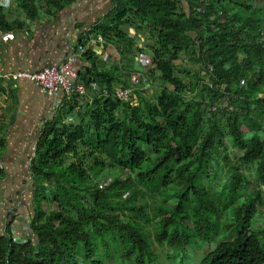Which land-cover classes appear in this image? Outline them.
Returning <instances> with one entry per match:
<instances>
[{
    "label": "trees",
    "instance_id": "obj_1",
    "mask_svg": "<svg viewBox=\"0 0 264 264\" xmlns=\"http://www.w3.org/2000/svg\"><path fill=\"white\" fill-rule=\"evenodd\" d=\"M1 1L0 33L25 28ZM76 1L17 6L34 22ZM147 50L146 84L160 83L154 99L135 91L141 74L134 84L125 70ZM110 51L112 65L105 60ZM75 53L82 65L74 85L86 91H62L59 108L39 127L29 167L36 179L31 234L18 240L11 218L0 233V264H106L115 254V264H152V241L140 222L147 208L138 203L146 191L178 199L156 212L160 243H210L220 208L206 183L222 171L212 169L219 156L234 153L230 145L239 148L238 163L217 196L223 210L233 207L227 231L239 230L197 264H264V228L248 227L264 205V0H112L80 35ZM182 58L189 66L177 64ZM118 86L132 88L134 101L118 99ZM6 126L0 120V182L7 175ZM252 167L260 184L244 197ZM105 170L114 177L100 184L95 179Z\"/></svg>",
    "mask_w": 264,
    "mask_h": 264
},
{
    "label": "crops",
    "instance_id": "obj_2",
    "mask_svg": "<svg viewBox=\"0 0 264 264\" xmlns=\"http://www.w3.org/2000/svg\"><path fill=\"white\" fill-rule=\"evenodd\" d=\"M106 12L95 0H77L55 18L25 22L21 30L0 33V120L7 125L4 152L11 168L30 162L42 121L53 116L64 96L48 95L38 83L13 74L59 64L76 54L80 35ZM95 49L102 52L99 46ZM80 65L79 59L76 67Z\"/></svg>",
    "mask_w": 264,
    "mask_h": 264
},
{
    "label": "rangeland",
    "instance_id": "obj_3",
    "mask_svg": "<svg viewBox=\"0 0 264 264\" xmlns=\"http://www.w3.org/2000/svg\"><path fill=\"white\" fill-rule=\"evenodd\" d=\"M95 1L100 3V10L102 13L104 11L108 12L112 6V0ZM249 1L253 2V0ZM1 4L5 6L8 11H10L9 13L11 19L20 18L24 19L27 23L30 22L25 14L22 13V11L18 8L17 0H3L1 1ZM43 18L45 17H42V19ZM145 41L146 38L143 40V42H141L144 43ZM142 43L140 45H142ZM148 54V50L145 54L139 53V58L137 61L127 65L125 70L128 71L127 79L129 82L132 73H140L143 83L137 86L135 91L144 90L148 97L154 99L158 93L160 83L158 81H154L152 84H146L148 83V80L144 74V71L146 70L145 67L147 65L149 56ZM105 56L107 63L112 65L116 57V53L110 51ZM120 58H122V56H120ZM184 59H180L177 64L189 66L187 61ZM122 61L123 63H127V60L124 58H122ZM192 68L199 69L198 65H195V67ZM182 75L188 80L191 79L189 74L182 73ZM204 75L205 74L203 72V75L201 76L202 82L208 81L210 79ZM88 98H90L89 95L83 99V102ZM220 103L221 102L218 101L217 106H219ZM230 148L234 153H230L227 159L219 156V163L214 164L212 168L217 170H219V168L222 169V171L219 172V176H215L212 180L206 183V187L212 192V198L217 201V206L220 208L219 214L216 216L217 223L215 225V229L219 234H216L210 243H203L202 241L196 243V241H193L185 249H173V247L169 246L166 242L160 243L157 237L159 233V220L156 218V212L159 209H170L172 205L178 201V199L174 195L167 196L163 190L160 192L146 191V194L139 198L138 203L141 205H146L147 208V217L144 220H140V222L152 241L153 251L155 253L150 256L152 264H197L200 262L203 256L212 250L217 242H219L221 239H231L236 236L239 229L227 231L228 224L232 223L235 219L233 207L229 208L228 210H223V208H221L223 199H219L217 196V193L223 189L225 183L228 180V171L230 170V167L238 163V156L240 155L239 148L233 145H230ZM7 156L8 154L4 152L1 159V163L7 168L9 174L6 175V177L0 182V233L5 231L6 223L9 222L11 218H14L15 221L12 227L15 231V237L19 240L26 238L31 234L29 229V221L33 214V186L36 179L30 173V162H27V164L25 163V165L22 167L11 168L10 162L7 161ZM247 172L248 183L246 184V188L244 190V197L246 194L248 195L249 193H252L254 187H258L260 184L256 183L257 174L254 167L247 170ZM113 177V172H107V170H105L99 175L98 178L95 179V181L100 182V184H106ZM236 205L239 204L237 203ZM47 210L50 212L54 210V208L51 205H48ZM213 223H215V221ZM248 227L255 231H259L260 229L264 228V205L260 206L257 214L253 217ZM184 254H186V257ZM182 258H184L183 261L181 260ZM96 259H103V255L101 253L96 255ZM119 260L120 255L115 254L112 260H106V264H115ZM118 264H130V261L129 259H126L125 261H121Z\"/></svg>",
    "mask_w": 264,
    "mask_h": 264
},
{
    "label": "built area",
    "instance_id": "obj_4",
    "mask_svg": "<svg viewBox=\"0 0 264 264\" xmlns=\"http://www.w3.org/2000/svg\"><path fill=\"white\" fill-rule=\"evenodd\" d=\"M77 61V55L72 54L62 63L46 65L37 71L19 70L13 74V77L38 83L43 92L48 95H55L62 91L68 94L75 91L83 94L86 91L85 87L81 84L74 85L78 77ZM140 80V74H131L132 83L138 84ZM114 95L122 101H134L132 88L118 86L114 89Z\"/></svg>",
    "mask_w": 264,
    "mask_h": 264
}]
</instances>
